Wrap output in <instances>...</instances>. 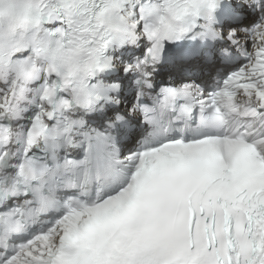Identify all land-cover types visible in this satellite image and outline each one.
Listing matches in <instances>:
<instances>
[{"label":"snow or ice","instance_id":"snow-or-ice-1","mask_svg":"<svg viewBox=\"0 0 264 264\" xmlns=\"http://www.w3.org/2000/svg\"><path fill=\"white\" fill-rule=\"evenodd\" d=\"M0 264H264V0H0Z\"/></svg>","mask_w":264,"mask_h":264}]
</instances>
